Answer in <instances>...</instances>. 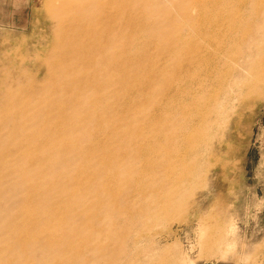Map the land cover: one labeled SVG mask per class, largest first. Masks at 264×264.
Returning <instances> with one entry per match:
<instances>
[{
	"label": "rangeland",
	"instance_id": "374dc122",
	"mask_svg": "<svg viewBox=\"0 0 264 264\" xmlns=\"http://www.w3.org/2000/svg\"><path fill=\"white\" fill-rule=\"evenodd\" d=\"M0 264H264V0H0Z\"/></svg>",
	"mask_w": 264,
	"mask_h": 264
},
{
	"label": "bare ground",
	"instance_id": "6f19581e",
	"mask_svg": "<svg viewBox=\"0 0 264 264\" xmlns=\"http://www.w3.org/2000/svg\"><path fill=\"white\" fill-rule=\"evenodd\" d=\"M112 2L113 1H108L107 5L112 4ZM97 24L99 26L105 25L101 21H97ZM108 25V30L110 33L106 32V36L100 34L102 37L98 35H94L95 37H93L94 43L98 45V48L103 49V55L105 56V60L102 62V65L105 66L104 72H102L104 76H102L100 73V76H98V81L94 84V86L98 88L102 87L103 85H112L115 78L125 79V77L120 73H118L116 76L113 73V71L118 72L121 66H125L128 53L126 44L123 46L121 43V46L119 47L121 38L126 37L129 32L128 16L127 13L124 12V9H120L118 14H110L108 17ZM103 40H106L107 42L105 48H103L101 43L104 42ZM117 60L120 62V67L115 64ZM106 76L108 77L105 78Z\"/></svg>",
	"mask_w": 264,
	"mask_h": 264
}]
</instances>
